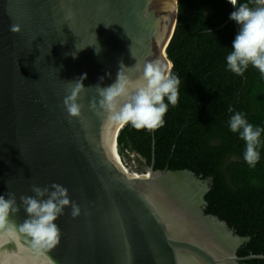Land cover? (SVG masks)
Segmentation results:
<instances>
[{
    "label": "water",
    "instance_id": "water-1",
    "mask_svg": "<svg viewBox=\"0 0 264 264\" xmlns=\"http://www.w3.org/2000/svg\"><path fill=\"white\" fill-rule=\"evenodd\" d=\"M177 1L0 0V195H15L20 211L10 219L17 225L28 218L20 197H34L33 186L52 191L59 184L80 209L73 217L70 203L54 221L61 236L50 251L37 250L24 234L0 243V258L9 264H250L245 260L264 258L239 256L250 236L205 211L212 176L154 168V154L134 174L110 152L108 135L117 142L121 126L110 120L95 86L114 83L121 63L132 82L141 75L135 64L171 63L165 49ZM82 76L84 88L70 101L80 114L72 116L65 101Z\"/></svg>",
    "mask_w": 264,
    "mask_h": 264
},
{
    "label": "trees",
    "instance_id": "trees-1",
    "mask_svg": "<svg viewBox=\"0 0 264 264\" xmlns=\"http://www.w3.org/2000/svg\"><path fill=\"white\" fill-rule=\"evenodd\" d=\"M232 7L228 0L177 1L165 51L172 73L181 80L178 104L168 105L163 127L136 130L129 123L119 128L116 140L120 149L138 153L143 165L154 154V168H187L201 178L212 176L205 211L226 220L239 235L250 236L237 249L246 256L264 254V131L260 160L250 167L244 160L245 141L230 130L229 121L240 112L264 129V76L251 64L242 75L227 66L237 35L229 20ZM245 262L264 264V258Z\"/></svg>",
    "mask_w": 264,
    "mask_h": 264
},
{
    "label": "clouds",
    "instance_id": "clouds-1",
    "mask_svg": "<svg viewBox=\"0 0 264 264\" xmlns=\"http://www.w3.org/2000/svg\"><path fill=\"white\" fill-rule=\"evenodd\" d=\"M228 2L236 7L229 19L239 25V31L232 42V52L227 55V66L232 72L242 75L251 64L264 76V0H249V3L239 4L238 0ZM250 4L255 7H250ZM18 30V26L10 28L13 32ZM134 66L141 74L135 82L124 74L125 66L121 63L114 83L105 88L97 84L95 88L102 98L101 106L107 110L114 124L123 126L130 123L136 130L155 131L164 126L168 105L175 107L178 104L181 80L172 73L171 63L165 65L154 61ZM84 78L82 76L76 81L75 91L65 101L72 116L80 114V106L70 101L75 100L76 91L84 88L81 83ZM100 79L103 80V77ZM165 97L168 103L164 102ZM229 111H232L231 107ZM229 127L233 133L239 132L240 138L245 141L244 160L250 167H255L260 160L258 148L264 129L254 127L240 112L231 116ZM51 189L49 191L48 187L33 186L31 190L35 193L34 197H20L28 218L19 225L10 219L20 211L15 195L8 193L7 198L0 195V243L24 234L31 238L32 245L37 250L50 251L59 244L61 230L54 221L63 215V209L70 203L73 217L79 215L80 209L74 202H70L66 188L54 183ZM45 196L47 199H41ZM0 264L9 262L0 258Z\"/></svg>",
    "mask_w": 264,
    "mask_h": 264
},
{
    "label": "rangeland",
    "instance_id": "rangeland-1",
    "mask_svg": "<svg viewBox=\"0 0 264 264\" xmlns=\"http://www.w3.org/2000/svg\"><path fill=\"white\" fill-rule=\"evenodd\" d=\"M117 151H119V156L120 159L123 163V165L128 168V170L130 172H136V173H140L142 172V163L143 160L142 158H140L136 152H134L131 149H128L127 151H125V148L120 149V147L117 144Z\"/></svg>",
    "mask_w": 264,
    "mask_h": 264
},
{
    "label": "bare ground",
    "instance_id": "bare-ground-1",
    "mask_svg": "<svg viewBox=\"0 0 264 264\" xmlns=\"http://www.w3.org/2000/svg\"><path fill=\"white\" fill-rule=\"evenodd\" d=\"M115 126L113 127V132L115 130ZM108 141H109V149H110L112 156L114 157L115 160H117L127 170V168L123 165V163L120 159V156L118 154L119 151H117V149H118L117 143L113 141V135L111 133H109V135H108ZM133 173L135 174V172H133Z\"/></svg>",
    "mask_w": 264,
    "mask_h": 264
},
{
    "label": "built area",
    "instance_id": "built-area-1",
    "mask_svg": "<svg viewBox=\"0 0 264 264\" xmlns=\"http://www.w3.org/2000/svg\"><path fill=\"white\" fill-rule=\"evenodd\" d=\"M129 148H125V151H127ZM135 152V151H134ZM137 155L140 157V155L137 153ZM141 158V157H140ZM127 171H129L128 170V168H127ZM130 172V171H129ZM133 172V171H132ZM136 173V172H135Z\"/></svg>",
    "mask_w": 264,
    "mask_h": 264
}]
</instances>
